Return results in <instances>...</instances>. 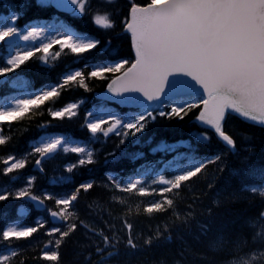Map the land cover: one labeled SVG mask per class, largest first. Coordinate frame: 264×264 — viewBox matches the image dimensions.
<instances>
[{
	"label": "snow or ice",
	"instance_id": "6c2138e0",
	"mask_svg": "<svg viewBox=\"0 0 264 264\" xmlns=\"http://www.w3.org/2000/svg\"><path fill=\"white\" fill-rule=\"evenodd\" d=\"M101 2L110 5L115 3V0ZM36 3L42 8L52 7L80 17L90 7V0H36ZM130 3L129 15L124 20V31L131 36L135 59L131 63L123 59L106 66L92 65L88 78L104 79L105 73H122L115 75L108 84V91L112 93L110 98H119L117 102L121 104L135 105L138 111L125 117L114 113L89 112L86 127L93 137L98 133L105 137L110 133L135 137L137 133L143 132L149 121L156 119L153 112L162 108L164 99L170 101L171 110H160L159 116L183 119L189 111L199 108L196 121L202 127L214 131L217 138L232 152L236 150V140L224 128L229 114L238 115L254 126L264 127V0H150L143 6L131 0ZM15 7L12 5L13 10L9 14L0 15V42H5L7 49L0 55V63L4 65L0 66V88L7 86L11 90H18L31 87L30 82L19 74L15 77H9L8 74L15 72L34 57L47 64L53 45H59L60 49L52 56L55 60L65 49L77 57H82L100 44L99 39L94 36L73 30L62 23L58 25L51 22L22 29L15 23L22 12L15 11ZM25 7L27 5H20L21 9ZM92 22L102 29L115 27L112 13L108 10L95 11L92 14ZM33 41L38 42V46L29 43ZM20 42H24L23 46ZM0 51L3 49L0 48ZM129 63L130 66L125 67ZM70 85L87 89L83 70L69 71L63 74L59 83L36 91L0 96V146L7 145L12 139L4 132L5 124L10 129L12 122L29 117L33 109H39L46 102L54 104L61 91ZM78 107L77 103H69L56 110L49 107L48 111L53 118L70 119L77 115ZM104 115L108 118L104 119ZM119 129L125 131L121 133ZM193 135L198 144H207L210 141L207 132ZM245 139L249 137L245 136ZM147 143H151V139ZM188 147L193 153L190 158L192 162L180 167L171 179L160 175L153 180V184L161 185L159 191L146 187L141 179H129L126 182L113 180L111 176L109 179L116 189L129 195H159L161 199L144 205V213L152 215L167 211L174 206V200L165 194L178 195L182 185L201 174L207 164L216 163L221 159L220 155L199 158L195 155L196 150L192 145L188 144ZM59 150L86 154L78 160V164L69 166L68 172H72L78 165L94 163L93 151L86 147H71L64 136L42 138L38 146L32 145L30 154H39L42 159H46ZM158 150L174 151L175 146L161 142L154 149ZM141 155L142 153H135L133 158ZM42 159H37L35 163L40 165ZM26 162L27 157L17 158L12 154L2 158L0 176L7 177L8 180L6 184L0 182V201L14 195L15 198L29 197L33 201L43 203L40 197L30 191L34 177L26 181L25 187L14 193L9 191L8 185L20 179L19 170L25 168ZM244 165L232 172L240 178L239 192H250L264 199V166L254 167L248 162V158H245ZM92 187L93 182L81 183L72 195L56 199V205L62 207H59V211H53L52 217L62 222L68 221L75 215L71 208L78 194L81 190L87 192ZM239 198L238 192H233L229 197L233 200ZM113 199L121 204L126 203L121 197L114 196ZM132 211L129 207L127 214L130 215ZM135 211L139 213V204L135 206ZM176 218L186 219L181 218L178 213ZM260 219L264 220V211L260 213ZM124 223L128 229L126 247L135 250L138 246L131 234L132 225L127 220ZM246 224L255 230L251 237L252 242L264 245V225H259L253 218ZM76 227V223H69L67 231L52 228L48 235L59 233V238L44 245L41 258L58 264L59 248ZM37 231V227L17 226L16 223L0 228V264H11L20 254L11 243L4 242L27 239ZM100 235L104 247L96 249L101 257L97 264H105V261L119 257L120 249L118 240H110L103 233ZM161 235L157 231L154 237H148L144 243L151 245L154 239H159ZM170 238L169 236L168 239ZM232 242L234 248L223 264L264 262V247L243 252L247 240L236 238ZM225 247L223 235L209 243L210 251L222 252ZM132 254L127 253L129 256Z\"/></svg>",
	"mask_w": 264,
	"mask_h": 264
},
{
	"label": "trees",
	"instance_id": "16d2710c",
	"mask_svg": "<svg viewBox=\"0 0 264 264\" xmlns=\"http://www.w3.org/2000/svg\"><path fill=\"white\" fill-rule=\"evenodd\" d=\"M9 1L27 5L21 23L51 18L58 13L74 30L88 33L100 41L96 49L82 57H77L65 49L58 59L53 60L52 56L57 52L54 47L50 49L51 55L47 64L34 57L15 72L8 74L9 77H15L17 74L23 76L30 82V89L35 91L45 85L59 83L68 67L81 68L86 77L87 89L70 85L61 91L54 104L46 102L39 109H33L29 113L30 118L12 122L10 129L5 124L4 132L12 139L7 145L0 146V168L3 167L2 158L9 154L17 158L27 157L25 168L19 170L20 179L8 185L9 191L14 193L22 188L28 179L34 177L30 191L35 196H41L48 207L54 205L58 197L72 195L81 183L93 182V187L87 192L81 190L77 200L73 202L71 210L75 215L59 228L61 231H67V224H77L76 229L65 238L59 248L58 264H97L101 257L96 249L104 247L100 233L108 236L110 240H118L120 249V256L105 261V264H223L233 250L232 241L236 238L247 240L243 252L264 247L252 242L251 237L255 230L246 224L253 218L259 225H264V220L260 219V213L264 211V199L250 192H239L240 178L232 174L234 169L245 166V158H248V162L254 167L264 166V127L245 122L238 115L229 114L224 124L225 131L236 140L235 152L229 151L212 130L202 127L196 121L200 109L195 108L183 119L161 117L158 111H155L153 115L156 119L149 121L144 131L137 138L130 140L129 144L121 143L120 138L114 134L106 141L93 142L91 145L95 149L94 163L78 165L72 172L67 173L64 180L56 179L60 172L58 168L65 167V162L78 164L79 154L69 151L65 154L66 160L62 159L63 155L59 151L46 159H42L39 154L31 155L32 142L44 132L69 133L83 143L92 142L91 133L86 127L88 111L99 101L96 94L104 90L110 80L119 73H105V78L100 79L88 78V72L92 70L91 66L98 62L126 59L131 63L134 60L131 36L124 31V20L129 15L131 3L130 0H115V3L109 5L102 4L101 0H90V7L80 17L60 13L52 7H39L36 0ZM131 2L146 5L150 0ZM95 5L98 6L97 10L103 11L101 8H105L112 13L114 28L102 29L93 24ZM6 9V2L0 0V13ZM6 88L8 87L0 88V94H4ZM72 101L81 102L76 116L59 119L50 115L49 107L55 110ZM115 105L121 110L120 106ZM203 132L208 133L210 141L207 144H198L193 134ZM245 136L249 139H245ZM149 139L151 143H147ZM161 142L175 146L174 159L180 154L193 155L188 144L196 150L195 155L199 158L220 155L221 159L216 163L207 164L201 174L182 185L178 195L165 194L174 200L172 208L148 215L143 212L144 205L161 197H141L123 193L114 187L109 176L114 174L117 178L124 179L135 172L138 166L146 164L158 167L163 162L170 161L173 157L170 151H154ZM135 153L142 155L133 158ZM37 159H42L39 168L35 163ZM164 171L167 176L176 172L167 168ZM155 179L152 178V173H149L143 181L146 187L159 191L160 185L152 183ZM7 180V177L0 176V182L6 184ZM233 192H238L240 198L229 199ZM114 196L123 198L126 203L121 204L114 200ZM217 201L221 203L217 204ZM137 204L140 205L139 213L135 211ZM22 207L30 208L29 213L23 217L24 223L37 227L38 231L27 239L4 242L11 243L20 252L11 264H57L41 257L44 245L50 240L54 242L59 238V233L48 235L53 224L47 214L42 222L35 221L44 212L38 210L29 197L15 198L14 195H9L7 200L0 201V228L20 218L18 211ZM129 207L133 209L130 215L127 214ZM177 213L186 219L177 220ZM125 220L132 225L131 234L138 246L135 250L126 247L128 229ZM157 231L162 234L160 238L154 239L151 245H146L145 240L154 237ZM219 235L225 237V250L210 251L209 243ZM129 252L133 254L127 255Z\"/></svg>",
	"mask_w": 264,
	"mask_h": 264
},
{
	"label": "rangeland",
	"instance_id": "374dc122",
	"mask_svg": "<svg viewBox=\"0 0 264 264\" xmlns=\"http://www.w3.org/2000/svg\"><path fill=\"white\" fill-rule=\"evenodd\" d=\"M97 5H95L94 6V12L95 11H97ZM102 10H104L105 8H101ZM106 10V9H105ZM11 12V11H10ZM10 12H8V13H5V14H3V15H7V14H9ZM93 12V13H94ZM53 22H55L56 24H64L62 21H53ZM51 23V22H50ZM43 24H46V23H44V22H35V23H31V24H28L27 26H25L24 28H26V27H29V26H32V25H43ZM23 29V28H22ZM21 43V45L23 46V44H24V42H20ZM29 43H32V44H34V45H36V46H38V42H36V41H33V42H29ZM111 64V63H110ZM95 65H101V66H105L104 64H95ZM73 70H77V69H71V70H68L67 72H69V71H73ZM66 72V73H67ZM24 79V78H23ZM14 92L13 93H15V94H17V95H19V94H26L27 93V91H25V89H18V90H13ZM13 93H10L9 95H11V94H13ZM191 102V101H190ZM72 103H76V102H72ZM78 104V103H77ZM161 110H164L165 109V107L164 106H162V108H160ZM56 110V109H55ZM149 110H151V109H149ZM91 112H96V113H98V114H104V113H114V114H116V115H118V113L111 107V105H109V104H99L96 108H93L92 109V111ZM137 112V111H136ZM136 112H132V113H136ZM119 116V115H118ZM123 117H125V116H123ZM108 117H107V115H104V119H107ZM87 121H88V118H87ZM87 123V122H86ZM119 131L121 132V133H123V131H125L124 129H119ZM144 131V130H143ZM115 135V133H110L108 136H110V135ZM139 134H141V133H137V135L135 136V137H133V136H131V135H129V136H127V137H124L122 134L119 136L120 138H121V140H123V144H129L130 143V140H133V139H135V138H137L138 136H139ZM207 135H208V133H207ZM54 136H62V135H60V134H58V133H50V134H44V135H42L37 141H35L34 142V144H36L37 146H38V143L41 141V139L42 138H51V137H54ZM107 136V137H108ZM96 137H98V138H102L103 140H105L107 137H105V136H103L102 134H97L96 135ZM69 141V140H68ZM69 144H70V146L71 147H76V146H79V147H83V146H81V145H79L78 143H73V142H71V141H69ZM88 150H90V149H88ZM61 152L63 153V154H65L66 152H64V151H62L61 150ZM80 154V158L81 157H85L86 156V154H82V153H79ZM64 158V160L66 159V157H63ZM191 160V159H190ZM190 162H192V161H190ZM190 162H187L186 164H184L183 166H186V165H188ZM37 165V164H36ZM71 165V163H68V162H65V164H64V166H65V168H66V170L68 169V167ZM176 166H175V168H176V170H178L179 168H180V165L178 164V163H176L175 164ZM37 166H40V165H37ZM64 169V168H63ZM62 169V170H63ZM145 173H146V170H142V169H140V171L136 174V175H133L130 179H141L142 178V176H144L145 175ZM160 174V173H159ZM161 175H163L162 173H161ZM58 178L59 179H61V180H63V179H65L66 178V174H59V176H58ZM166 178H168V179H171L172 177H166ZM42 209H44V206L42 207ZM39 220H41V219H39ZM14 223H16L17 224V226H20V225H22V224H20V223H18V222H14ZM23 226H25V225H23Z\"/></svg>",
	"mask_w": 264,
	"mask_h": 264
},
{
	"label": "water",
	"instance_id": "95a60500",
	"mask_svg": "<svg viewBox=\"0 0 264 264\" xmlns=\"http://www.w3.org/2000/svg\"><path fill=\"white\" fill-rule=\"evenodd\" d=\"M102 96H104V97H112V93H110L109 91H108V89L105 91V92H103L102 93ZM116 99H119V98H116ZM166 102H168V100L167 99H164V103H166ZM227 118V117H226Z\"/></svg>",
	"mask_w": 264,
	"mask_h": 264
}]
</instances>
